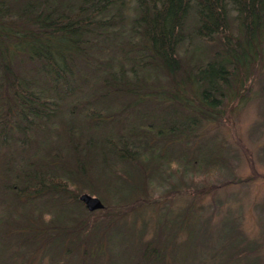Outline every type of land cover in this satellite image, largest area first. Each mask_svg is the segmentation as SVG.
<instances>
[{
  "label": "trees",
  "instance_id": "trees-1",
  "mask_svg": "<svg viewBox=\"0 0 264 264\" xmlns=\"http://www.w3.org/2000/svg\"><path fill=\"white\" fill-rule=\"evenodd\" d=\"M263 45L264 0H0V209L7 199L23 208L49 201L82 207L80 195L103 194L115 210L103 219L108 227L131 196L154 204L147 192L153 177L180 169L159 144L178 142L197 116L205 120L206 111L219 109L237 70L251 66ZM86 94L112 95L129 115L103 135L90 122L109 113L85 111L91 114L85 130L62 122V140L42 157L48 142L34 145L33 135L53 131L61 104L73 99V112ZM165 104L159 120L149 118ZM174 107L184 109L183 117ZM213 146L200 145L191 161L205 177L223 161ZM43 217L16 219L28 228ZM163 228L145 245L131 226L90 230L83 252H105L122 240L125 252L138 251L135 264H176L170 252L176 231ZM78 247L71 241L65 254ZM247 253L206 255L213 264H238Z\"/></svg>",
  "mask_w": 264,
  "mask_h": 264
},
{
  "label": "rangeland",
  "instance_id": "rangeland-1",
  "mask_svg": "<svg viewBox=\"0 0 264 264\" xmlns=\"http://www.w3.org/2000/svg\"><path fill=\"white\" fill-rule=\"evenodd\" d=\"M237 72L230 86L225 88L219 109L206 111L209 116L205 120L197 116L192 128L188 132L183 130L178 142L159 144L170 157L180 162V169L176 174L170 172L153 177V185L147 192L154 204L147 201V205L138 204L143 198L131 196L129 206L117 208L116 213L122 218H114L105 227V215L115 210H109L111 203L102 193L101 198L94 197L108 208L104 213H88L83 204L82 207H63L52 201L36 202L35 206L23 208L16 201L7 199L6 210L0 209V264H135L132 258L138 251L125 252L122 240L112 241L105 252H83L84 238L90 237V230L108 234L131 226L136 233L142 231L140 241L145 245L159 235L157 230L161 224L168 234L176 231L169 250L175 252L176 264H213V258L206 254L219 257L222 252H248L236 262L264 264V45L253 64ZM186 95L193 99L192 92ZM111 96L97 99V95L86 94L85 102L73 112L74 100H65L56 112L53 126L47 125L52 126L53 131L33 135L34 145L48 142L40 155L48 156L62 140V122L81 125L85 130L89 126L85 121L86 117L89 119V111L110 114L108 118H98L99 122H90L100 128L102 135L111 129L116 131L117 122L129 114L121 113V101ZM167 106L160 105L149 118L159 120L163 111L168 110ZM177 109L181 110L176 107L172 110ZM87 110L89 114L85 113ZM178 110V113L185 112ZM200 145L204 150L214 145V158L223 160L217 166L218 172L206 177L191 162L196 154L198 156ZM3 158L1 154L0 160ZM40 214L44 217L28 228L23 223L19 225L16 219L17 216L31 219ZM55 218L60 220L52 224ZM122 222L127 224L121 226ZM71 241L79 243V247L66 255ZM41 242L45 244L32 251ZM46 244L50 245L47 249L44 248Z\"/></svg>",
  "mask_w": 264,
  "mask_h": 264
},
{
  "label": "water",
  "instance_id": "water-1",
  "mask_svg": "<svg viewBox=\"0 0 264 264\" xmlns=\"http://www.w3.org/2000/svg\"><path fill=\"white\" fill-rule=\"evenodd\" d=\"M79 201L84 205L88 212H95L104 209V205L100 199L88 194L80 195Z\"/></svg>",
  "mask_w": 264,
  "mask_h": 264
}]
</instances>
